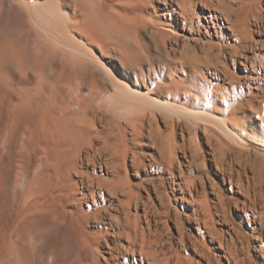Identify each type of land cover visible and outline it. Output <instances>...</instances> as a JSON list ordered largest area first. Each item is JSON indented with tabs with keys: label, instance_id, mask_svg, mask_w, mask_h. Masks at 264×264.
Masks as SVG:
<instances>
[{
	"label": "bare ground",
	"instance_id": "bare-ground-1",
	"mask_svg": "<svg viewBox=\"0 0 264 264\" xmlns=\"http://www.w3.org/2000/svg\"><path fill=\"white\" fill-rule=\"evenodd\" d=\"M0 29V264H255L250 235L264 264V0H1Z\"/></svg>",
	"mask_w": 264,
	"mask_h": 264
},
{
	"label": "rangeland",
	"instance_id": "rangeland-1",
	"mask_svg": "<svg viewBox=\"0 0 264 264\" xmlns=\"http://www.w3.org/2000/svg\"><path fill=\"white\" fill-rule=\"evenodd\" d=\"M1 1V0H0ZM5 3V2H4ZM6 5V4H5ZM4 5V7H6V8H8L7 7V5L5 6ZM2 33V31H1V29H0V34ZM1 37H0V39L3 37V33L0 35ZM0 44H1V40H0ZM2 57H4L3 56V54L1 53L0 54V69H4L3 67H2ZM159 127H160V129H161V124H159ZM202 133L201 132H199L198 134H197V136L196 137H193L192 136V138L195 140L196 138V140H195V142L193 141V139L191 138V140L190 139H188V138H185V140H184V145H186L187 147H189L190 146V149H188V151L193 155V153L195 154V156H193V158H194V162H193V164H192V168H191V173H192V175H194V176H196L195 178L198 180V177H199V172L201 173L202 172V170H203V172H204V167H205V170L207 171V173H212L213 172V164H212V157H211V155H210V153L211 152H209L210 151V149H209V145L208 144H206L207 143V141H206V139H204L205 137V135L203 134V135H201ZM176 139V143H178L179 145H181V139L178 137V138H174V140ZM189 140L190 141H192V143L190 144L189 143ZM188 141V142H187ZM175 142V141H174ZM187 142V143H186ZM188 143H189V145H188ZM196 143H197V145H196ZM183 145V146H184ZM192 145V146H191ZM186 146L184 147L185 148V151H187V148H186ZM195 146V147H194ZM147 150V149H146ZM192 150H194V151H192ZM193 152V153H192ZM203 153V154H202ZM182 151L179 149L176 153H175V156H176V160H177V163L179 162L181 165V169H179L180 167L178 166L179 165V163L178 164H176V163H174V165H173V168H172V172H171V177H169V174L170 173H167V174H161L160 173V178L159 177H157V181H155L156 183H160V194H162L163 195V197L164 198H166V197H169L168 199H170V197H171V192H172V187H173V185L174 186H176L177 184V182H179V175H178V173H179V170L182 172H184L183 173V175L184 176H186L189 172L187 171V168H185L184 167V164H183V159H182ZM218 155V154H217ZM216 155V156H217ZM204 156V157H203ZM219 157V156H218ZM228 157V156H227ZM226 157V163L227 164H230L231 166H233L232 168L234 169V168H237L238 169V164H234L233 163V165H232V162L231 163H229L231 160L229 159L230 157H228L227 158ZM252 157H253V159H252ZM203 158V159H202ZM161 159V158H160ZM209 159H211V160H209ZM254 159H255V157L254 156H251V161H252V163H255L254 162ZM196 160V161H195ZM201 160V161H200ZM204 160V161H203ZM257 160H259V159H257ZM256 159H255V161H256V163H260V162H258ZM204 163H203V162ZM260 161V160H259ZM201 165H200V164ZM244 163V164H243ZM240 166H239V170L241 171V170H243L244 169V166H245V170L244 171H246V173H247V175H251V174H249V166H246L245 165V162H243ZM255 163V164H256ZM199 164V165H198ZM230 165L229 166H226L225 168H229L230 167ZM244 165V166H243ZM257 165V164H256ZM256 165H254V166H256ZM235 166V167H234ZM237 166V167H236ZM243 169H242V168ZM246 167H247V169H246ZM258 166H256V168H257ZM258 168H260V167H258ZM257 168V169H258ZM179 169V170H178ZM263 170H264V168H262ZM261 169V171H260V176H261V172L262 173H264V171ZM235 170V169H234ZM210 171V172H209ZM188 172V173H187ZM202 172V173H203ZM229 172V171H228ZM210 173V174H211ZM173 174V175H172ZM204 174V173H203ZM162 175V176H161ZM264 175V174H263ZM261 176V178L260 177H258V178H256L255 179V181H254V184H256L254 187L255 188H252L251 190H250V203H249V205L251 206V207H253V208H255L254 210L256 211L257 210V213H261L263 216H264V197H263V195H264V176ZM211 176V175H210ZM213 176V175H212ZM131 179L133 180V176L131 175ZM242 177V181L244 182V184H246V181H245V177H244V175H242L241 176ZM159 178V179H158ZM159 180V181H158ZM217 181V180H216ZM251 181V180H250ZM172 182H174V183H172ZM219 182V181H218ZM252 182V181H251ZM260 182V183H259ZM220 184V187H222V191H223V197L224 198H230L229 199V202H228V205H227V214L229 215L228 216V219H229V225H230V227H231V225H232V228H234V229H236V231H238L241 235H243L244 234V232L246 231V229H247V227H240V226H238V219H237V210L235 209V200H243V199H241L242 197H241V195H239V194H232L228 189H227V187L225 188V187H223V185H221V182L219 183ZM157 185V184H156ZM159 185V184H158ZM169 186V187H168ZM262 188H261V187ZM176 188V187H175ZM163 189V190H162ZM207 189L208 190H206V196H207V199L209 200V201H214L215 200V197H214V192L215 191H213L210 187H208L207 186ZM255 191H254V190ZM212 190V191H211ZM257 191H262L263 192V194H262V192H258V193H256ZM253 192H255L256 194H255V198H254V196H253ZM167 196H166V195ZM232 196V197H231ZM263 199V200H262ZM253 202H254V204H253ZM232 203V204H231ZM257 203V204H256ZM231 204V205H230ZM263 204V205H262ZM261 205H262V207H261ZM261 211H263V212H261ZM232 214V215H231ZM263 237V236H262ZM264 238V237H263ZM248 244H249V251H250V255H252V256H257L258 257V261H261V257H260V255H258V253H256L254 250H253V248H252V245L254 244V243H256L255 242V238L254 237H251V235L248 237ZM258 243V242H257ZM257 261V258H256V260H255V262ZM258 261L255 263V264H257L258 263Z\"/></svg>",
	"mask_w": 264,
	"mask_h": 264
}]
</instances>
